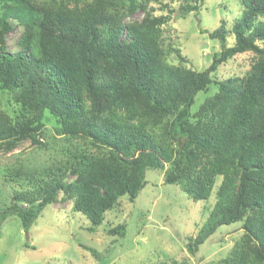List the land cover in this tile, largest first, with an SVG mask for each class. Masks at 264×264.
Returning <instances> with one entry per match:
<instances>
[{
	"label": "trees",
	"instance_id": "1",
	"mask_svg": "<svg viewBox=\"0 0 264 264\" xmlns=\"http://www.w3.org/2000/svg\"><path fill=\"white\" fill-rule=\"evenodd\" d=\"M204 1L0 0V149L27 138L48 148V128L62 141L44 165L0 170L11 189L0 224L14 215L27 232L53 202L68 200L92 230L121 196L134 200L152 169L192 200L214 192L188 253L220 226L240 223L227 254L202 264H264V0H240L229 29L225 21L200 29L220 49L198 70L167 34L174 14H196ZM16 26L17 51L8 52ZM241 53L249 54L243 75L215 78ZM211 83L216 90L192 111ZM107 232L123 236L125 226Z\"/></svg>",
	"mask_w": 264,
	"mask_h": 264
},
{
	"label": "rangeland",
	"instance_id": "2",
	"mask_svg": "<svg viewBox=\"0 0 264 264\" xmlns=\"http://www.w3.org/2000/svg\"><path fill=\"white\" fill-rule=\"evenodd\" d=\"M240 0H205L195 13L184 17L174 14L171 32L167 34L181 52L187 65L201 70L220 49L219 41L210 39L200 29L208 31L225 21L229 29L241 13ZM137 11L133 18H141ZM19 27L6 36L7 51H17L15 42ZM231 36L226 35L228 45ZM248 53H241L219 65L214 72L218 80L241 76L246 71ZM175 62V58H172ZM217 88L211 83L206 92L196 94L191 110L197 109L206 95ZM0 93V108H7ZM42 139L48 148H39L24 139L12 150L0 149V170L22 163L27 167L48 163L57 154L60 137L46 130ZM55 147V149H54ZM145 186L134 200L123 195L116 206L105 213L103 222L91 226L80 212H73L70 201H55L46 208L25 232L17 216H9L0 224V264H160L162 260L187 259L189 264L215 261L227 254L241 234L240 223L220 226L192 255L185 247L187 237L195 235L215 201L214 192L208 200H192L174 184L163 183L162 173L145 170ZM72 176H69V179ZM0 175V202L8 200L11 189ZM60 196V194L58 195ZM124 224L123 236L109 234L108 228ZM25 243L29 247H25ZM94 249L96 254L88 248Z\"/></svg>",
	"mask_w": 264,
	"mask_h": 264
}]
</instances>
